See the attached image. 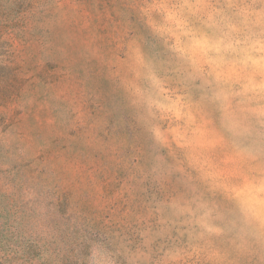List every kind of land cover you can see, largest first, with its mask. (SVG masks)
Returning a JSON list of instances; mask_svg holds the SVG:
<instances>
[{
  "label": "rangeland",
  "instance_id": "1",
  "mask_svg": "<svg viewBox=\"0 0 264 264\" xmlns=\"http://www.w3.org/2000/svg\"><path fill=\"white\" fill-rule=\"evenodd\" d=\"M138 2L0 0V264H181L189 177L157 168L129 91L127 57L160 51Z\"/></svg>",
  "mask_w": 264,
  "mask_h": 264
},
{
  "label": "clouds",
  "instance_id": "2",
  "mask_svg": "<svg viewBox=\"0 0 264 264\" xmlns=\"http://www.w3.org/2000/svg\"><path fill=\"white\" fill-rule=\"evenodd\" d=\"M136 9L160 51L141 44L127 57L129 91L157 168L189 177L168 204L187 217L188 244L168 255L235 264L229 249L264 242V0H139Z\"/></svg>",
  "mask_w": 264,
  "mask_h": 264
}]
</instances>
